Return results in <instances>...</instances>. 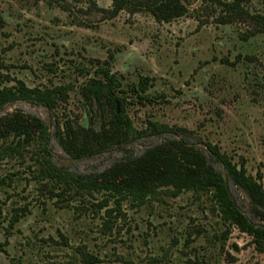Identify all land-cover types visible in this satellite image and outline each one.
<instances>
[{
  "label": "rangeland",
  "instance_id": "obj_1",
  "mask_svg": "<svg viewBox=\"0 0 264 264\" xmlns=\"http://www.w3.org/2000/svg\"><path fill=\"white\" fill-rule=\"evenodd\" d=\"M47 1L0 0V15L6 19L0 28V86L21 80L31 88L71 84L76 89L54 112L17 101L0 116L22 111L41 118L53 136L54 162L85 175L105 171L127 152L139 156L168 139H184L207 154L224 175L237 206L259 223L248 195L213 160L209 145L233 162H243L248 174L264 186V36L243 42L245 28L207 20L198 11L200 0L191 7L194 12L170 24L157 23L148 13L124 11L109 18L89 10L87 0H64L74 10L69 14ZM112 3L100 0L98 6L110 9ZM254 7L264 13L262 2ZM97 61L108 62L118 76L129 117L147 134L126 150L76 160L54 137L55 124L65 117L91 124L80 88L94 77ZM143 78H149V86L143 94L147 99L140 100L134 90ZM151 123L172 132L153 134ZM181 129L187 133L181 135ZM17 171L23 173L13 185L0 189V245H5L0 247V264H80L79 247H87L105 264H122L118 255L134 264H264V252L249 236L237 229L224 236L227 228L206 196L184 193L141 208L126 204L127 217L118 221L122 230L104 236L101 218L78 217L39 196L36 184L27 180L31 175L26 166L5 162L0 178ZM15 207H27L28 213L11 229Z\"/></svg>",
  "mask_w": 264,
  "mask_h": 264
},
{
  "label": "trees",
  "instance_id": "obj_2",
  "mask_svg": "<svg viewBox=\"0 0 264 264\" xmlns=\"http://www.w3.org/2000/svg\"><path fill=\"white\" fill-rule=\"evenodd\" d=\"M98 1L87 0L89 10L105 12L109 18H116L124 11L131 15L148 13L157 23L170 24L194 12L191 7L197 0H113L110 9L99 8ZM256 1L264 4V0H200L198 11L207 16V20L213 18L219 25L242 26L245 31L241 40L248 43L255 37L264 36V13L255 9ZM47 3L52 7L56 4L64 12L74 14L73 8L64 0H48ZM5 24V17L0 15V28ZM248 60L252 62L249 57ZM3 66L0 61V68ZM94 67V77L80 88L91 124L83 125L71 117L57 119L55 124L54 137L64 152L76 160L93 158L114 149L126 150L129 144L147 134L139 132L129 117L126 111L128 98L120 95L121 81L109 63L97 61ZM148 86L149 78H143L139 89L134 90L140 100L147 99L143 94L148 91ZM75 89L71 84L31 88L21 80L15 81L11 86H0V114L17 101L42 105L54 112L60 103L68 102L70 93ZM151 126L153 134L172 132L165 125L151 123ZM186 133L181 129V135ZM52 137L50 127L35 115L22 111L2 114L0 165L16 161L26 166L31 175L27 180L36 184L39 196L55 201L61 210H73L78 217L92 215L101 218L102 235L122 230L118 221L127 217L126 204L141 208L154 200L162 202L164 197L178 198L184 193H191L199 199L206 196L211 202L213 213L227 228L225 237L237 229L251 238L259 252H264V186L248 174L243 162H233L218 147L209 145L213 160L222 164L227 177L248 195L252 212L259 223L251 221L237 206L224 175L216 170L207 154L184 139H168L139 156L127 152L105 171L85 175L54 162L50 150ZM22 173L17 171L1 177L0 189L11 187ZM27 213V207H15L10 214L9 228H14ZM61 237L64 246H68L67 238L64 235ZM4 246L0 245L1 248ZM86 249H77L81 255L80 264H105L98 255ZM117 261L134 264L120 255Z\"/></svg>",
  "mask_w": 264,
  "mask_h": 264
}]
</instances>
